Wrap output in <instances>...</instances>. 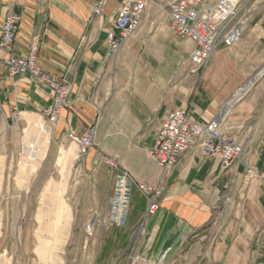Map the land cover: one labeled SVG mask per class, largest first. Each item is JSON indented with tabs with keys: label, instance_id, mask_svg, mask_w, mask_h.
<instances>
[{
	"label": "crops",
	"instance_id": "obj_1",
	"mask_svg": "<svg viewBox=\"0 0 264 264\" xmlns=\"http://www.w3.org/2000/svg\"><path fill=\"white\" fill-rule=\"evenodd\" d=\"M94 1L0 0V33L7 13L19 16L12 53L22 57L36 46L38 66L69 87L67 106L50 129L42 111L51 91L30 75H9L3 62L7 53L0 48V264L20 263L5 244L2 213L27 209L41 174L30 168L21 172L18 164L44 160L52 169L38 192L41 208L66 206L75 214L72 219L52 215L44 226L56 237L66 232L63 226L79 229L83 255L94 257V264H176L188 253L181 247L198 237L207 238V246L210 239L215 243L213 252L203 250L214 264H264V0L247 2L249 18L241 38L215 48L196 86L190 74L178 84L177 62L188 59L194 45L173 34L166 9L150 3L137 31L113 50L107 33L121 0H107L100 15L92 14ZM150 5L162 10H147ZM162 17L165 24L160 25ZM163 43L173 47L164 70L159 55H153L157 65L146 57L148 46ZM251 80L248 91L232 101ZM177 108L201 124L219 116L223 133L242 143L240 158L223 167L218 158L190 147L163 177L153 214L145 216L146 201L134 189L125 224L105 228L116 172L106 159H115L135 180L156 184L159 169L150 152L163 119ZM92 125L95 144L79 158L67 134L81 135ZM35 126L47 132L44 153L36 160L34 136L24 139ZM48 146L54 152L46 153ZM222 204L225 215L218 219ZM87 225L90 234L84 232ZM40 254L42 264H66L50 249Z\"/></svg>",
	"mask_w": 264,
	"mask_h": 264
},
{
	"label": "built area",
	"instance_id": "obj_2",
	"mask_svg": "<svg viewBox=\"0 0 264 264\" xmlns=\"http://www.w3.org/2000/svg\"><path fill=\"white\" fill-rule=\"evenodd\" d=\"M107 0H95L92 14L103 13ZM249 0H121L120 6L107 33L108 45L115 50L123 41L134 34L150 3L166 9L169 26L179 39L193 43L188 61L198 68H205L209 59L220 45H232L242 36L249 14L246 4ZM19 16L7 13L0 33V48L6 51L3 60L9 75H30L51 91V102L42 111L50 129L58 121L61 110L67 106L69 87L64 81L44 71L37 64V47L31 46L25 56L12 53ZM67 137L76 143L79 156L84 155L95 144V126L87 127L81 135L68 133ZM196 145L203 156L218 158L223 167L238 160L243 150L242 143L235 136L223 133L221 118L216 116L205 124L191 119L186 109L177 108L166 115L155 136L150 156L158 169V181L154 185L139 182L119 167L113 158L106 159L116 172L113 190L109 199V225L123 226L126 222L133 189L136 187L146 199L145 216L158 208L157 198L162 194V179L178 162L180 155ZM90 225L86 232L90 234ZM143 233V229L140 230Z\"/></svg>",
	"mask_w": 264,
	"mask_h": 264
},
{
	"label": "rangeland",
	"instance_id": "obj_3",
	"mask_svg": "<svg viewBox=\"0 0 264 264\" xmlns=\"http://www.w3.org/2000/svg\"><path fill=\"white\" fill-rule=\"evenodd\" d=\"M162 10L160 7L155 6V5H150L147 10ZM164 19L165 17H162L160 20V25L165 24ZM148 24V23H147ZM143 25V23L141 24ZM149 50H147L146 54L151 55L146 56L148 57L147 60L151 64H155L156 60H154L153 55L156 54L159 55V58H156L157 60L159 59L161 62V68L167 69L169 68V63L172 61V46L163 43L160 46L158 45H150ZM134 57H138L137 53L133 55ZM158 57V56H157ZM154 60V61H153ZM130 66L133 65V62H130ZM157 65V64H155ZM177 69H178V84L182 80H184L186 74H190L193 77V85L196 86L198 80L200 79V76L202 74V71L204 68H198L195 67L192 64H189V61L186 57L180 59L177 62ZM252 84V80L248 81L246 84H244L242 87H240L236 91L235 97H233L232 101L237 99L238 97L241 96L242 91H248ZM231 101V102H232ZM229 102V103H231ZM229 103L227 105H229ZM37 123V121L35 122ZM39 125V123H37ZM44 127L42 126L40 129H38V126L33 129H28L24 133V139H30L34 136V157L33 159L36 160L38 155L40 153H44V145L46 144L45 142L43 143V138L44 135L46 136L47 132L46 130L43 129ZM47 128V127H45ZM48 136V135H47ZM28 146V148H32L31 144H25ZM51 148V147H50ZM26 149L25 146L22 147V149L19 151V153H23V151ZM52 149L46 150V153H52L54 152ZM81 156H79L80 158ZM26 164H29V166L26 167ZM27 168V169H26ZM30 168L33 173H37L38 170L41 171L40 176L34 180L33 183V192L29 193L28 199H27V209H23V207H18V208H12V209H7L4 210L1 216V220L4 223V235L6 237L5 244L8 245L9 250L13 251L14 254V260H17L18 263L20 261L21 264H26V263H31L32 260L34 261V264H42V260L37 258L40 256L42 251L49 250L50 252L54 255L59 257L65 261L66 264H94L95 263V258L94 257H85L83 254V250H81L80 244L81 242L79 241L81 232L79 229L75 226H73V230H69V227L63 226V229H67L66 232L62 231L60 234V237H56L57 233L51 231H47L45 224V220L47 218H50L52 215L55 219H58L63 216L68 215V219L74 218L75 214L72 209L67 210V207L63 209H57L55 210H44L41 208L42 203L40 200L41 194L38 192L41 191V186L43 183H45L46 175L49 173V170L52 169L51 163L49 161L44 160L43 162H35V163H19L17 169L21 170V172H25L26 170H29ZM34 168V170H33ZM247 172H249V168L247 169ZM30 172V174H33ZM69 180V179H68ZM20 179H18L19 183ZM141 182V181H139ZM135 190L138 191V193L144 198L146 201L145 197L140 193V191L135 187ZM133 189V190H134ZM133 192V191H132ZM132 196V195H131ZM21 201H25V197H20L19 198ZM131 205V202H130ZM43 207V206H42ZM225 205L222 204L219 207V214L218 219L222 217V215H225ZM109 214V213H108ZM108 220V217H106ZM107 224L104 225L105 228H109V226L112 227V225H109V223L106 221ZM65 227V228H64ZM50 229H59L57 226H50ZM54 229V230H55ZM61 229V227H60ZM61 229V230H63ZM86 231V227L84 228V232ZM217 230L215 229V232ZM49 232V234H47ZM87 233V232H85ZM47 234V236L45 235ZM60 238V239H58ZM207 238L200 239L199 237L195 239L194 243H188L183 245L181 248L183 251H188L187 254H182L180 258H178L176 264H214L213 258H208L207 254L205 255V252L203 250H209L210 252H213V247L214 244L211 239L209 242V245L207 246ZM204 254V256H203ZM30 261V262H29ZM19 263V264H20ZM33 263V262H32ZM31 263V264H32ZM51 264V263H50ZM169 264V263H167ZM174 264V263H173Z\"/></svg>",
	"mask_w": 264,
	"mask_h": 264
}]
</instances>
